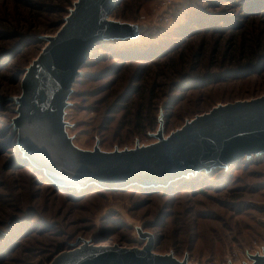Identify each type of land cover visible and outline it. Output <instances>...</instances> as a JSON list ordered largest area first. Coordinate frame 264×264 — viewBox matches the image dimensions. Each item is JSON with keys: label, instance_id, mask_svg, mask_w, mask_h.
<instances>
[{"label": "rangeland", "instance_id": "rangeland-1", "mask_svg": "<svg viewBox=\"0 0 264 264\" xmlns=\"http://www.w3.org/2000/svg\"><path fill=\"white\" fill-rule=\"evenodd\" d=\"M75 1L0 0V264H49L84 241L142 247L145 233L156 237L159 253L241 263L264 244V155L182 181L115 189L63 185L20 150L13 97L47 42L40 38L58 32ZM236 1L124 0V16L114 9L111 17L146 26L136 37L98 42L81 68L66 114L75 143L92 149L99 139L104 150L147 144L162 112L168 134L217 103L263 95L264 56L240 70L220 63L235 50L226 30L264 26V0ZM106 46L139 48L149 59H122Z\"/></svg>", "mask_w": 264, "mask_h": 264}, {"label": "water", "instance_id": "water-1", "mask_svg": "<svg viewBox=\"0 0 264 264\" xmlns=\"http://www.w3.org/2000/svg\"><path fill=\"white\" fill-rule=\"evenodd\" d=\"M120 0H76L54 35L29 63L22 92L14 96L13 127L22 153L55 181L81 188L101 184L115 189L135 184H167L205 170L264 155V94L217 103L165 134L163 112L150 135L156 138L134 147L104 150L97 139L92 149L77 145L66 119L73 85L96 44L138 36L147 21L111 17ZM142 247H93L88 241L58 254L49 264H200L171 250L154 251L151 233ZM231 260L228 261V264ZM237 264H264V244Z\"/></svg>", "mask_w": 264, "mask_h": 264}, {"label": "trees", "instance_id": "trees-1", "mask_svg": "<svg viewBox=\"0 0 264 264\" xmlns=\"http://www.w3.org/2000/svg\"><path fill=\"white\" fill-rule=\"evenodd\" d=\"M234 2H238V1L234 0ZM123 3L124 0L119 1L117 7L114 10V14L124 16V14L120 11V7ZM225 5L228 6V3H225ZM206 31L208 30L204 29L202 32L199 33H203ZM226 31L231 32L230 37L233 38L231 42L233 43V45L231 47L232 48L234 47L235 50L232 53L226 54L224 58L225 60L223 61L220 60L221 65H224L225 62H227L229 64V67H232L235 70H240L255 65V62L258 63L261 62V57L264 56V26L262 28H258L251 23H247L244 28H241L240 32H235L237 30H229V29ZM199 33L197 32L195 34H199ZM236 42H238V44H235ZM109 48L116 54L117 57L122 59H128V60L149 59L148 57L147 58L144 57V55L147 54H143V51H140L139 48L126 49L123 50V52L122 50H118V49L116 50L113 47H109ZM153 49H149L148 51L150 53H156L155 50H158L155 48ZM137 56H141V57H137ZM153 58H155V56H153ZM153 58L151 59L153 60ZM185 178L180 179V181L186 180Z\"/></svg>", "mask_w": 264, "mask_h": 264}]
</instances>
